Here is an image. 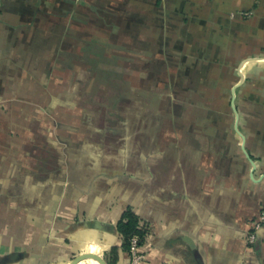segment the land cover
<instances>
[{
  "label": "crops",
  "instance_id": "0c3cea01",
  "mask_svg": "<svg viewBox=\"0 0 264 264\" xmlns=\"http://www.w3.org/2000/svg\"><path fill=\"white\" fill-rule=\"evenodd\" d=\"M127 209L141 264H264V0H0V264H127Z\"/></svg>",
  "mask_w": 264,
  "mask_h": 264
},
{
  "label": "trees",
  "instance_id": "16d2710c",
  "mask_svg": "<svg viewBox=\"0 0 264 264\" xmlns=\"http://www.w3.org/2000/svg\"><path fill=\"white\" fill-rule=\"evenodd\" d=\"M93 49L99 51L98 57L93 59L94 64L96 65V62L99 60L98 66L101 65V61L104 62L105 67L113 69V73L115 76H122L121 73H117L118 69L121 67V58L118 56H112L108 51H110L111 46L110 42H106L104 40L100 41H93L92 43ZM90 45V43H89ZM93 64V65H94ZM108 65V66H106ZM101 67V66H100ZM104 67V68H105ZM102 70V68H99ZM103 69L102 71H104ZM101 73V74H100ZM99 77L103 78V76L107 73L106 70L105 72H100ZM112 73V72H109ZM122 93H120V96ZM118 231L120 235L123 238V248L128 249L130 245V239L134 236L138 238L139 243L142 242L143 235H144V228L138 227V217L136 214L131 209H127L122 217V219L118 222L117 224Z\"/></svg>",
  "mask_w": 264,
  "mask_h": 264
},
{
  "label": "built area",
  "instance_id": "2783aa9c",
  "mask_svg": "<svg viewBox=\"0 0 264 264\" xmlns=\"http://www.w3.org/2000/svg\"><path fill=\"white\" fill-rule=\"evenodd\" d=\"M264 225V210H262L256 219H254L252 223V227L250 231L248 232V235L246 237V241L249 244H253L256 240V230H258L261 226ZM130 259L127 264H141V262L144 260V253L140 250V243L138 241V238L136 236L132 237L130 239V245L128 249Z\"/></svg>",
  "mask_w": 264,
  "mask_h": 264
},
{
  "label": "rangeland",
  "instance_id": "374dc122",
  "mask_svg": "<svg viewBox=\"0 0 264 264\" xmlns=\"http://www.w3.org/2000/svg\"><path fill=\"white\" fill-rule=\"evenodd\" d=\"M117 43H119V42L117 41ZM113 50H114V52L112 51V49H110V51H108V53H110L112 56L116 57V56H119L122 53L121 50L119 48H117L116 46L114 47ZM98 62H99V60L96 62V65L100 63V62L99 63ZM100 66L102 67V70L103 69L109 70L107 68H103V67H105V64H104L103 61H101V65ZM106 66H108V65H106ZM105 70L103 72H105ZM109 72L110 71H108L103 76V78H100V81H99L100 83H103V84H105V82H109V86L108 87L105 86V88L100 87L98 91L100 92V95H102L104 97H106L107 95H109V97H115L118 94L122 93V89H121V86H120L121 84L120 83H116L117 81L121 82L122 80H121V76H115L114 73H109ZM117 86H119V87H117ZM106 93H107V95L105 96ZM215 108L217 110H219V106H217Z\"/></svg>",
  "mask_w": 264,
  "mask_h": 264
},
{
  "label": "water",
  "instance_id": "95a60500",
  "mask_svg": "<svg viewBox=\"0 0 264 264\" xmlns=\"http://www.w3.org/2000/svg\"><path fill=\"white\" fill-rule=\"evenodd\" d=\"M86 257L95 259L100 264H106L105 260L100 255L95 254V253H85V254L78 255V256L74 257L68 264H77L78 261H80L81 259L86 258Z\"/></svg>",
  "mask_w": 264,
  "mask_h": 264
}]
</instances>
